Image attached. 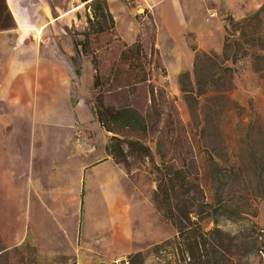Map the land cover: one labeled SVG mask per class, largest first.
<instances>
[{
  "label": "rangeland",
  "instance_id": "1",
  "mask_svg": "<svg viewBox=\"0 0 264 264\" xmlns=\"http://www.w3.org/2000/svg\"><path fill=\"white\" fill-rule=\"evenodd\" d=\"M87 2L0 0V27L10 23L8 9L21 24L0 30V74L14 67L40 73L34 87L23 88L25 79L19 80L16 94L0 104V264H114L115 259L118 264H185V234L177 235L173 207L183 211L187 201L209 204L191 208L188 217L202 232L211 230L200 250L209 254L210 264H264V0L244 13L237 6L225 8L221 0H181L179 28L170 23L166 6L107 0L112 30L89 35L85 52L78 46L76 53L73 44L83 39L91 15ZM204 2L207 7L197 6ZM226 33L242 37L241 45L228 49L235 51L232 62L222 59ZM134 43L140 52L133 49L131 58L122 60L121 52ZM194 53L210 56L195 73L198 84L206 82L199 95L190 88ZM81 99L91 115L87 129L93 149L87 160L100 153L104 137L121 149L115 158L109 155L122 170L115 187L118 202L102 203L98 191L87 187L85 198L95 206L82 214L89 259L49 260L31 241L20 242L28 201L18 173L50 151L55 159H66L55 133L41 143L40 131L68 127L69 121L39 115L70 111ZM99 116L112 131L96 121ZM168 166L181 171L187 194L170 190ZM215 166L226 175L217 176ZM217 177L228 183L226 212L214 207ZM159 180L164 184L155 197ZM121 222L123 237L114 240L112 226ZM37 233L54 249L73 251L50 219L43 218Z\"/></svg>",
  "mask_w": 264,
  "mask_h": 264
},
{
  "label": "crops",
  "instance_id": "2",
  "mask_svg": "<svg viewBox=\"0 0 264 264\" xmlns=\"http://www.w3.org/2000/svg\"><path fill=\"white\" fill-rule=\"evenodd\" d=\"M105 1L107 3V0ZM200 1L203 2L204 0ZM221 1L224 2L225 8L230 9L237 6L238 9H241V13H244L249 11L252 5L261 3L263 0ZM235 1L238 2L235 3ZM143 2L146 6L155 8L161 5L166 6L170 23L174 24L175 28H179V24L184 22L180 9L181 0H143ZM3 6L7 10L5 3ZM197 6L207 7L205 2L199 3ZM6 12L10 23L5 27H0V30L7 32L17 30L21 26L20 22L12 11L8 9ZM22 24L24 23L22 22ZM12 48L13 51L18 50L16 45ZM193 51L195 52V50ZM39 74L33 69L22 71L16 67L3 70V73L0 74V104L16 94L14 88L19 80L24 81L25 79L23 88H31ZM66 78L65 82L63 80L64 84H68V77ZM70 109V111L62 113L54 112L39 115V118L43 120L63 118L69 121L68 127H43L41 131L39 130L42 135L41 143H44L47 140L46 137L54 132L53 135L58 137L56 141L60 140L63 150L66 149L64 153L68 155H66V159L60 160L52 156L54 154L52 151L49 155L41 154L34 164H30L24 169V173H18L19 181L22 177L25 179L23 200L28 201L25 206L23 233L20 242L28 243L31 241V245L42 257H51L49 260L67 261L71 258L77 262H83L89 259L90 246L89 235H86V243L82 244V214L85 209L88 212L89 208L92 210L95 207L92 200L85 198L87 187L92 191H98L100 202H110L113 206L118 202L115 187L122 177V170L117 163L110 159L105 150L107 144L105 137L101 143L100 153L95 158L87 160L90 149H93L92 145H88L91 136V130L87 129L91 126L89 109L83 99L75 102ZM96 121L93 122L98 127ZM50 156L53 158L49 159ZM7 169L8 164L2 169V178L5 180L9 177V173H6ZM88 202L89 205H87ZM43 218L52 221L57 232H59V237L68 241L66 242L67 246H72L73 251L54 249L53 244L45 240H43L44 242L41 241L37 232L43 227ZM68 227L73 229L68 230ZM122 228V222L118 226L116 224L112 226L114 240L122 239ZM44 247L53 249H45ZM81 249L82 251L85 249V254L80 252Z\"/></svg>",
  "mask_w": 264,
  "mask_h": 264
},
{
  "label": "trees",
  "instance_id": "3",
  "mask_svg": "<svg viewBox=\"0 0 264 264\" xmlns=\"http://www.w3.org/2000/svg\"><path fill=\"white\" fill-rule=\"evenodd\" d=\"M87 0H82V2H85ZM87 7L90 8L91 11V15L86 17V22H87V26L86 28L83 30V39H81L78 43H74L73 47L74 50L76 51V53L80 52V49H78V46L81 47V52H85L84 48L88 45V37L89 35H94V34H99V33H103L106 31H110L113 28V19L112 16L109 12L107 3L105 0H88L87 2ZM233 24L237 25L238 22H234ZM230 35L228 33H226L224 40H223V44H222V49H221V54L223 55L222 59H227L229 58L231 60V62L234 60L235 58V51H233L232 53H229L228 49L231 46H239L242 43V37L239 34L237 38L231 39L232 37H229ZM135 51V54H138V52H140V47L139 44L134 43L129 45L128 47H126V49L124 51L121 52V58L124 61H128L131 56H132V51ZM210 56L207 55L206 53H194L193 56V73H194V79H193V86H190L191 89H193L194 94H201L205 89L206 86V82L203 83V85H200V83L198 84L197 82L198 77L195 74L198 70V66L204 61V59H208ZM200 58H202V61L200 60ZM201 62V63H200ZM130 64V63H129ZM217 65V63H216ZM222 70L224 71H230V67H221ZM184 76L187 79V76L185 73H183V75H181V78ZM185 79V78H184ZM189 79H187L188 81ZM180 81V78H179ZM189 83V81L187 82ZM180 84V82H179ZM205 84V85H204ZM191 85V84H190ZM180 86V85H179ZM181 87V86H180ZM181 91H186L183 90V88L181 87ZM97 121L100 122V124L102 125V127L106 130V131H112V127H110V125H106L103 123V120L101 119V117H97ZM130 121H125L123 125L125 126H130ZM105 150L107 151V153L109 155H111L113 158L116 157V155H118V153H116V150L121 153V149L115 145H113L112 143H108L105 146ZM115 150V151H114ZM169 172V177L167 179L168 182V186L170 188V190L173 192L174 188H178L182 194H187L189 191V188L187 187V181H184L183 178L181 177V179H179V176L181 175V171L179 169H174L170 166L167 167V173ZM214 172L217 174V176L222 175L225 176L226 175V170L221 169L218 166H215L214 168ZM175 175V176H174ZM174 179L176 180V184L174 182ZM179 179V180H178ZM214 198L213 201H215L217 203L216 207H219V209L223 210L226 212V199H224L223 195H226V190L228 188V183L220 180V177H217V179H214ZM166 182V181H165ZM164 184V181L159 180V182L156 185V191H155V197L156 195H158V191H160V188L162 187V185ZM164 193L166 194V190L164 189ZM204 206H209V204L207 203H190V201H187L186 206H184V210L181 211L180 208H178L177 205H175L173 208L177 212V218L178 221L177 223H175V227L177 230V235L178 237L182 236L183 234H185V236L183 237L185 241L184 243V251L186 253V257L188 259V261L185 262V264H210L211 258L209 256V254L207 252L204 253H200V250H205V234H210V231H206V232H202L197 225L195 224V222L190 221L188 215L191 212L190 209L193 207H200L199 209H202V207ZM173 209V210H174ZM195 225V226H193ZM252 246H254L252 244ZM213 254V253H212ZM214 261V260H213ZM216 262V261H215Z\"/></svg>",
  "mask_w": 264,
  "mask_h": 264
},
{
  "label": "built area",
  "instance_id": "4",
  "mask_svg": "<svg viewBox=\"0 0 264 264\" xmlns=\"http://www.w3.org/2000/svg\"><path fill=\"white\" fill-rule=\"evenodd\" d=\"M118 262H119L118 259L113 260L114 264H118Z\"/></svg>",
  "mask_w": 264,
  "mask_h": 264
}]
</instances>
